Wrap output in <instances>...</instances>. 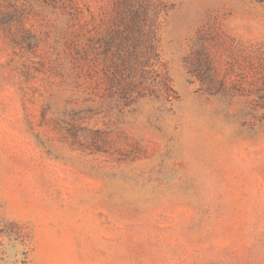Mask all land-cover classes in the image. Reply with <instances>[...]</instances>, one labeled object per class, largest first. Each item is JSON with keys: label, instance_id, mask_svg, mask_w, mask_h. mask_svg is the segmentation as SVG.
Segmentation results:
<instances>
[{"label": "rangeland", "instance_id": "374dc122", "mask_svg": "<svg viewBox=\"0 0 264 264\" xmlns=\"http://www.w3.org/2000/svg\"><path fill=\"white\" fill-rule=\"evenodd\" d=\"M0 264H264V0H0Z\"/></svg>", "mask_w": 264, "mask_h": 264}]
</instances>
